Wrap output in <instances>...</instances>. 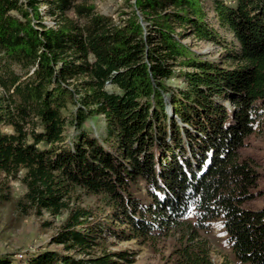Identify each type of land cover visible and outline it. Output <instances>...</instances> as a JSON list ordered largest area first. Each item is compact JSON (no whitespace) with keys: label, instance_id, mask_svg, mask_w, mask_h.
I'll return each mask as SVG.
<instances>
[{"label":"trees","instance_id":"1","mask_svg":"<svg viewBox=\"0 0 264 264\" xmlns=\"http://www.w3.org/2000/svg\"><path fill=\"white\" fill-rule=\"evenodd\" d=\"M88 2L0 0V174L23 172L26 209L67 212L52 237L63 253L16 264H132L135 253L95 250L173 234L178 264H212L215 224L238 263L264 264V208L247 206L260 176L245 155L264 134V0H135L145 27ZM207 2L231 40L210 26ZM189 35L220 60L183 44ZM98 117L102 142L79 132L67 144L69 127ZM69 187L110 215L70 207Z\"/></svg>","mask_w":264,"mask_h":264},{"label":"rangeland","instance_id":"2","mask_svg":"<svg viewBox=\"0 0 264 264\" xmlns=\"http://www.w3.org/2000/svg\"><path fill=\"white\" fill-rule=\"evenodd\" d=\"M76 1L82 3V0ZM88 4L94 6L96 12L110 16L114 22L125 20L132 13H135L141 18L142 25L146 26L145 22L142 21L140 12L135 7V0H89ZM210 8V4L207 2L205 9L208 13L207 20L210 26L217 29L226 40H231V36L219 28L216 17ZM45 10L46 7L40 9L42 14ZM42 21L49 26L53 25L51 17H43ZM182 43L208 60L219 61L221 58V48L211 43L198 41L190 35L185 37ZM169 84L172 88L182 85L180 81L176 80L170 81ZM165 101L168 102V99L165 98ZM71 110L74 111L75 109L72 108ZM167 113L169 116H173L169 105H167ZM107 131L104 119L98 117L88 119L80 130L69 127L65 138L67 144H71L77 134L81 132L102 142L107 136ZM245 155L256 161L260 176L256 198L247 206L253 210H260L264 208V134L250 141L245 150ZM22 176L23 172L15 180L6 179L0 174V259H8L13 264L24 262L26 259L44 252L63 253L61 245L52 244V237L59 231L67 217V212H62L54 217L45 211L37 214L33 209H26L23 201L25 188L20 182ZM67 191L69 195L66 198L70 201L69 206L92 210L95 221H103L107 215H110L100 199L85 195L72 187H69ZM206 239L211 249L210 260L212 264H241L233 258L226 245L225 237L217 224L212 227ZM178 246V235L174 234L160 240L145 242L140 240L119 241L110 237L102 242L95 252L96 255L102 252H132L136 255L132 264H178L176 254ZM72 254L71 252L70 255Z\"/></svg>","mask_w":264,"mask_h":264}]
</instances>
